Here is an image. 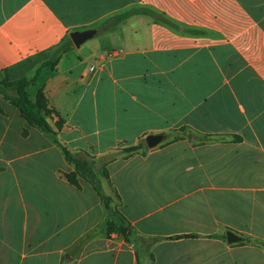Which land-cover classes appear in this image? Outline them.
<instances>
[{
	"label": "crops",
	"instance_id": "0c3cea01",
	"mask_svg": "<svg viewBox=\"0 0 264 264\" xmlns=\"http://www.w3.org/2000/svg\"><path fill=\"white\" fill-rule=\"evenodd\" d=\"M87 29L75 47L69 34ZM38 69L26 95L53 128L62 120L71 152L190 135L96 175L138 239L128 243L106 231L88 182L66 180L73 166L52 139L0 97V264H264V0H0V81ZM152 238V260L138 261Z\"/></svg>",
	"mask_w": 264,
	"mask_h": 264
},
{
	"label": "trees",
	"instance_id": "16d2710c",
	"mask_svg": "<svg viewBox=\"0 0 264 264\" xmlns=\"http://www.w3.org/2000/svg\"><path fill=\"white\" fill-rule=\"evenodd\" d=\"M123 16H118L115 19H112L109 23V27L103 26L100 30L101 32L109 31L115 22L120 21L124 18ZM66 44H70L68 41ZM66 44L62 45L58 49H56L51 58L44 62L41 67H53L56 61L59 58V55L66 50ZM40 67V68H41ZM31 79H18L13 82H8L6 80L0 81V97L4 100L8 101L11 105H13L19 112V115L26 124L30 127L38 129L40 132L51 137L52 142L59 148L62 153L64 159L73 166V171L67 174H64L66 180L76 188H79V184L77 182V177L82 178L93 188L96 192L99 199L102 201L106 211H107V220L105 222L106 231L108 233H114L119 236H122L125 242H133L135 243L138 239L133 235V231L131 225L128 221L111 205V199L104 195L100 186V182L96 177L95 168L97 167L103 174L104 177H107L105 166L111 161L119 158V157H127L133 153L144 152L148 149L154 148L156 146H161V143L153 144L150 141V136L147 135L144 138H139L137 142L132 146L122 147V148H113L109 150L107 153L100 156H90L83 151L79 152H71L69 151L56 137L57 131L60 130L63 126L62 120L59 118L53 128L47 118L40 113V109L44 111L46 115H48L49 111L46 109L44 105H39V103L34 104L31 102L25 92V87L34 82L36 79L37 73ZM26 130L23 131V134H26ZM163 139L166 140L167 137L175 135L168 143L184 139V137L189 136L190 132L185 127H180L174 132H170L167 134H161ZM215 136H203L199 141L205 142L208 140H214ZM178 237H171V239H176ZM159 238H152L149 242H145L142 247H135L136 258L139 261L142 255L146 254L152 260V255L149 252L151 246L158 241ZM135 246V245H134Z\"/></svg>",
	"mask_w": 264,
	"mask_h": 264
},
{
	"label": "water",
	"instance_id": "95a60500",
	"mask_svg": "<svg viewBox=\"0 0 264 264\" xmlns=\"http://www.w3.org/2000/svg\"><path fill=\"white\" fill-rule=\"evenodd\" d=\"M94 34H95L94 29H87V30H83V31L71 32L69 34V37H70L72 44L75 47H79L81 43L92 38V36ZM149 139L153 144H158L159 142L162 141L163 138L161 135H151ZM225 237H226L227 243H229V244L239 242L242 240V238L236 236L233 232H230V231H227L225 233Z\"/></svg>",
	"mask_w": 264,
	"mask_h": 264
},
{
	"label": "rangeland",
	"instance_id": "374dc122",
	"mask_svg": "<svg viewBox=\"0 0 264 264\" xmlns=\"http://www.w3.org/2000/svg\"><path fill=\"white\" fill-rule=\"evenodd\" d=\"M50 119L53 121V117H51L50 116ZM37 131V134H38V136L43 140V141H51V138L48 136V135H46V134H44V133H42V132H40L38 129H36ZM175 135H172V136H170V137H167L166 138V140H162L161 142H159V143H163V142H166V141H169V140H171L173 137H174ZM55 154H54V156H58L59 158H62V154H61V152H60V150L56 147L55 148ZM96 175H97V177L99 178V180L101 181V183H102V172L98 169L97 170V172H96ZM110 199H111V205L112 206H115V204L117 203V201H116V198H115V196L114 195H112L111 197H110Z\"/></svg>",
	"mask_w": 264,
	"mask_h": 264
},
{
	"label": "built area",
	"instance_id": "2783aa9c",
	"mask_svg": "<svg viewBox=\"0 0 264 264\" xmlns=\"http://www.w3.org/2000/svg\"><path fill=\"white\" fill-rule=\"evenodd\" d=\"M92 69V68H91Z\"/></svg>",
	"mask_w": 264,
	"mask_h": 264
}]
</instances>
